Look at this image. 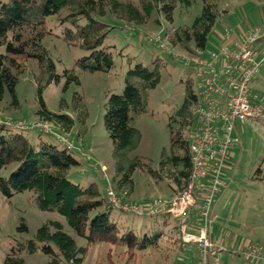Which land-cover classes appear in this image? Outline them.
<instances>
[{
	"label": "rangeland",
	"instance_id": "obj_1",
	"mask_svg": "<svg viewBox=\"0 0 264 264\" xmlns=\"http://www.w3.org/2000/svg\"><path fill=\"white\" fill-rule=\"evenodd\" d=\"M202 5V0H192L189 7L178 4L172 22L153 12L139 26L116 19L107 12L101 20L111 27L105 43L113 46L114 64L106 72L81 69L77 60L87 52L78 46L68 45L58 36L63 25L54 18L49 19L47 28L51 29V33L43 38L42 46L53 62L59 80L46 84L48 74L36 59L16 57L21 70L15 86V99L9 92L4 93L0 100V121L27 125L30 138L40 133V129L32 126L54 133H43L42 136L60 147L62 144L57 137L72 141L74 154L81 165L73 170L71 179L81 184L94 182L105 195L109 183L115 186L112 178L116 170L113 144L104 127L105 104L112 93L122 92L130 67L141 63L152 68L159 63V83L147 90L145 110L135 115L132 122L140 133L139 143L128 154L130 159L140 156L156 166L162 151H169L168 119L182 104L186 85L189 84L195 94L200 90L199 78L192 66L187 64L194 53L172 46L169 36L178 27L190 26L200 14ZM217 9L220 17L208 36L206 51L213 39L222 37L225 28L238 33L245 32L249 26L264 31V0H219ZM158 37L162 47L155 41ZM3 52L1 47L0 53ZM70 75L77 80L70 81L65 87ZM38 85L42 86L41 98L47 110L54 113L62 111L73 118L69 134L61 133L49 123L40 122ZM249 85L253 92L264 96V66ZM234 129L240 144L226 156L221 172L224 185L218 195L221 196L216 209L218 217L213 219L211 231L212 241L220 238L226 244L218 249V243V252L212 258L215 264H259L255 260H245L244 251L245 244H255L262 247L264 254V121L236 122ZM10 169L3 173L7 174ZM132 177L133 189L126 199L144 204L155 198L171 196L166 180H154L140 169H136ZM116 192L121 197V192ZM113 213L117 214L118 210L114 209ZM121 213V222L130 224L133 219L132 224L137 228L149 221L145 215ZM48 219L62 222L65 231L77 244L85 246V241L67 226L63 216L38 209L31 191L17 193L9 199L0 195V264L16 240L33 238L38 227ZM21 220L27 228L23 232L17 229ZM164 230V236L156 247L140 251L106 242L93 245L88 249L83 264H194L196 248L193 245L180 246L177 230H172L170 226H165ZM21 256L25 264H44L50 260L41 251L22 253Z\"/></svg>",
	"mask_w": 264,
	"mask_h": 264
},
{
	"label": "trees",
	"instance_id": "obj_2",
	"mask_svg": "<svg viewBox=\"0 0 264 264\" xmlns=\"http://www.w3.org/2000/svg\"><path fill=\"white\" fill-rule=\"evenodd\" d=\"M218 1L202 0L200 14L190 26L173 30L169 36L170 44L191 53L205 51L211 29L220 17ZM191 3L192 0L1 1L0 48L3 47L4 52L0 53V100L5 92L15 99V86L21 70L16 60L18 56L36 59L48 74L46 84L58 82L59 75L54 72V64L42 46L43 38L51 33V29L47 28L49 19L54 18L63 25L58 36L68 45L78 46L87 52L77 60L81 69L106 72L114 64L113 46L105 43L111 27L101 20L107 12L116 19L139 26L153 12L162 14L164 19L172 22L176 6L189 7ZM156 46L161 49L159 45ZM72 80L77 79L70 75L65 87ZM159 80V63L152 68L136 63L126 72L122 92L112 93L108 97L103 120L113 144L116 170L112 182L116 187L109 183L105 195L94 182L81 184L71 179L73 170L81 165L74 154L72 141L68 145L57 137L62 144L60 147L42 136L43 133H54L32 126L40 129V133L30 138L28 127L0 121V195L9 199L17 193L31 191L38 209L63 216L67 226L85 241V246L78 245L65 231L62 222L48 219L38 227L33 238L16 240L2 264H25L21 254L36 251L50 257L44 264H83L88 249L98 243L106 242L140 251L156 247L164 236L165 226L178 229L177 219L169 213H147L148 205L152 202L137 204L126 199L133 189L132 175L136 169L154 180H166L171 196L180 193L189 182V143L196 128L193 107L198 101V94L189 84L186 85L182 104L168 119L169 151H162L158 164L152 166L150 161L140 156L131 159L128 156L140 139L139 131L132 125L134 116L145 110L146 92L155 88ZM37 90L41 104L38 112L40 122L49 123L61 133L69 134L74 124L73 118L62 111L54 113L47 110L41 98L42 86L38 85ZM254 93L258 94L260 103L264 105V96L257 91ZM10 167L8 173L4 174L3 171ZM108 187L121 192V197L117 195L120 205H139L142 212L136 214L111 204L107 199ZM114 209L118 210L117 214L113 213ZM121 212L133 216L145 215L149 221L139 225V228L133 226V219L132 223L124 224L119 219ZM17 229L20 232L27 230L23 220Z\"/></svg>",
	"mask_w": 264,
	"mask_h": 264
},
{
	"label": "built area",
	"instance_id": "obj_3",
	"mask_svg": "<svg viewBox=\"0 0 264 264\" xmlns=\"http://www.w3.org/2000/svg\"><path fill=\"white\" fill-rule=\"evenodd\" d=\"M155 41L162 47L159 37ZM187 64L196 72L200 88L193 107L197 123L189 143V182L180 193L153 200L146 211L148 214L169 213L177 219L181 246L196 248L194 264H214L212 257L218 252V244L211 239V210L224 185L221 172L226 156L240 144L234 131L235 123L264 120V105L249 85L264 66V31L249 26L245 32L235 34L225 28L217 47L195 52ZM15 126L28 127L21 123ZM107 199L123 210L142 212L139 205H120L116 192L110 187ZM245 247V260L264 264L261 246L245 244Z\"/></svg>",
	"mask_w": 264,
	"mask_h": 264
},
{
	"label": "crops",
	"instance_id": "obj_4",
	"mask_svg": "<svg viewBox=\"0 0 264 264\" xmlns=\"http://www.w3.org/2000/svg\"><path fill=\"white\" fill-rule=\"evenodd\" d=\"M239 33H242V31H240ZM238 32H236V30H235V34H239ZM220 42H221V38H219V39H213L212 40V42H211V44H210V47H209V50H211V49H213V48H215V47H217L219 44H220ZM208 50V51H209ZM205 52H207L206 51V49H205ZM221 196V195H220ZM220 196H218V198L215 200V202L213 203V205H212V210H211V213H212V216H213V219H217V217H218V215H216L217 213H216V209L218 208V201H219V198H220ZM211 237H212V232H211ZM214 238V237H213ZM212 239V238H211ZM214 242H217V244L218 243H220L219 244V246H222V247H224L225 245H223V244H226V243H223L222 241V239H220V238H214V240H213ZM193 257H191V259H192ZM193 261H194V259H193ZM215 264V263H214ZM259 264H261V263H259Z\"/></svg>",
	"mask_w": 264,
	"mask_h": 264
}]
</instances>
